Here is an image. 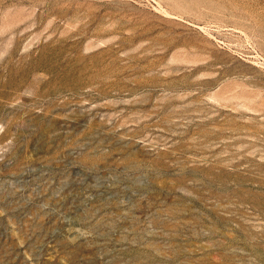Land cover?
Instances as JSON below:
<instances>
[{
  "label": "rangeland",
  "instance_id": "1",
  "mask_svg": "<svg viewBox=\"0 0 264 264\" xmlns=\"http://www.w3.org/2000/svg\"><path fill=\"white\" fill-rule=\"evenodd\" d=\"M0 264H264V0H0Z\"/></svg>",
  "mask_w": 264,
  "mask_h": 264
}]
</instances>
